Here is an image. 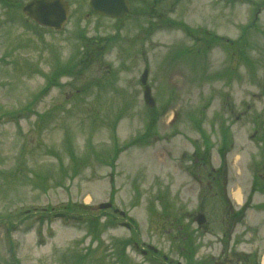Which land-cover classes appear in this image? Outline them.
I'll use <instances>...</instances> for the list:
<instances>
[{"label": "rangeland", "instance_id": "obj_1", "mask_svg": "<svg viewBox=\"0 0 264 264\" xmlns=\"http://www.w3.org/2000/svg\"><path fill=\"white\" fill-rule=\"evenodd\" d=\"M2 1L0 264L87 256V264H119L122 250L121 264H160L163 255L172 264H262L264 0H132L123 20L92 13L90 0H67L72 14L61 32L28 29ZM81 39L106 49L76 75ZM67 65L54 84L57 66ZM146 68L154 109L140 83ZM223 184L235 206L242 198L235 228ZM109 201L126 220L107 225L114 211L98 206ZM200 212L207 227L195 221ZM179 217L188 257L174 238L181 227L171 228ZM95 220L100 241L89 228ZM146 245L160 260L143 255Z\"/></svg>", "mask_w": 264, "mask_h": 264}, {"label": "water", "instance_id": "obj_2", "mask_svg": "<svg viewBox=\"0 0 264 264\" xmlns=\"http://www.w3.org/2000/svg\"><path fill=\"white\" fill-rule=\"evenodd\" d=\"M91 8L100 14H103L112 18L124 17L129 12L128 0H92ZM34 19L38 20L45 26L55 29H62L67 23L69 17V7L62 0H35L28 4L25 8ZM148 71L146 70L142 82L146 84ZM150 88L146 87L145 98L146 102L150 105H154V99L151 97ZM111 204H103L101 208H109ZM203 216L200 218V222H203Z\"/></svg>", "mask_w": 264, "mask_h": 264}, {"label": "trees", "instance_id": "obj_3", "mask_svg": "<svg viewBox=\"0 0 264 264\" xmlns=\"http://www.w3.org/2000/svg\"><path fill=\"white\" fill-rule=\"evenodd\" d=\"M188 30H190V29H188ZM247 30V28H245L244 29V32ZM216 40H221V39H219V37H217L216 38ZM215 40V41H216ZM207 41L209 42V43H211V42H213V39H211V38H207ZM214 41V42H215ZM235 48H236V51L237 52H242V50H245L244 49V44H242L240 41H238V42H235L234 43V45H233ZM233 46H232V48H233ZM92 56V53H91V51H90V46H88L87 47V52H86V54L84 55V57L81 59V61L79 62V64H83V63H89V61L87 60V61H85L86 59H88V58H90ZM79 207H77L76 205L75 206H69V209H72V210H74V209H78ZM80 209V208H79ZM96 227H97V229H99V226H100V223L98 222V221H94V223H93ZM83 262L84 261H82V263L81 264H83Z\"/></svg>", "mask_w": 264, "mask_h": 264}]
</instances>
